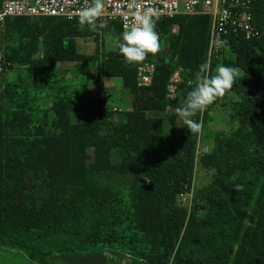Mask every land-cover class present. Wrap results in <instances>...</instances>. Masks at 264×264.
Returning a JSON list of instances; mask_svg holds the SVG:
<instances>
[{"label":"trees","instance_id":"trees-1","mask_svg":"<svg viewBox=\"0 0 264 264\" xmlns=\"http://www.w3.org/2000/svg\"><path fill=\"white\" fill-rule=\"evenodd\" d=\"M253 18L261 36L229 38L232 53L222 63L241 70L227 91L237 96L230 117L236 130L228 141L216 136L212 151L202 156V166L217 174L194 190L189 209L178 196L193 179L198 134L186 126L164 128V119L174 127L178 117L167 112L175 103L165 94L175 67L192 75L206 62L207 16L154 18L156 32L178 27L172 43L176 61L157 60L146 86L137 85L134 66L119 46L103 53V77L119 78L131 97V110L118 121L83 90L56 97L50 121L25 91L22 99L17 91L3 94L10 109L0 105V246L37 264L109 247L129 255L133 264H264V0H255ZM115 24L119 45L123 30ZM94 32L81 30L78 18L7 19L5 55L27 66V77L41 88L54 78L57 63L97 61L101 54L80 55L75 44ZM41 51L42 58L34 59ZM194 86L185 88L177 107ZM155 111L163 116L148 115ZM192 118L198 122L199 112ZM236 184L243 190L235 191Z\"/></svg>","mask_w":264,"mask_h":264},{"label":"rangeland","instance_id":"rangeland-1","mask_svg":"<svg viewBox=\"0 0 264 264\" xmlns=\"http://www.w3.org/2000/svg\"><path fill=\"white\" fill-rule=\"evenodd\" d=\"M172 19V18H171ZM36 20V19H32ZM47 19H37L36 23L41 24ZM99 23V21H98ZM106 27L94 32V35L88 37H81L75 40L77 52L80 55L91 56L101 54L97 58V61L87 64L76 62H61L55 65L54 78L46 83L43 87L39 88L37 81L34 78H28L26 74L27 66H16L13 71L0 77V105L6 111L10 109V99L2 97L3 94L17 91L20 92L18 96L22 99V93L25 91L34 102L31 106L41 112H46L48 121L53 118V114L50 111L52 103L56 97L67 95L74 89L85 93L84 96H88L92 99H100L103 102L105 110H110L113 113V119L118 121L121 116L119 114H125L126 109L130 107L131 97L127 91L121 86V80L119 78H105L103 77L104 71H102V65H104L105 59L103 53H113L118 50V43L116 39L117 25L115 22H104ZM178 27L176 25L163 26L161 30L157 31L160 40V48L157 54L152 55L151 59L147 63L133 64L134 75L136 82L148 81L153 73L154 63L157 60H163L167 63H174L176 61V55L172 49V43L178 36ZM123 33V31H122ZM17 40V39H15ZM101 51V52H100ZM232 53V52H231ZM229 51L222 55L221 60L217 62L214 67H211L210 74H215V69L218 65H222L227 59H230ZM42 58V51L38 52L34 59ZM231 59L235 61V56L231 55ZM207 62V60H206ZM107 65V64H106ZM103 72V74H102ZM199 72L190 74L188 70L182 67H175L174 73L171 75L169 84L166 87V96L173 105L167 108V112L173 114L174 109L179 105L181 96L183 95L185 88L191 84L197 83V77ZM149 83V82H148ZM147 83V84H148ZM18 86L17 90H6L8 85ZM237 101V96L233 92H226L222 97H218L207 109L203 112H199L198 122L202 125L201 132L198 133L196 139V146L193 159V179L189 186L186 185L182 194L178 196V201L183 207L190 208L192 196L194 190H199L210 184L214 176L217 174L215 168H205L201 164V158L203 155L209 154L213 147L216 136L227 140V136L236 130V124L231 122V113L233 112L234 105ZM172 107V108H171ZM115 109V110H114ZM148 115L163 116L160 112H149ZM248 117V115L246 114ZM195 120V118H192ZM182 119L178 116L176 124L171 127L166 119H164L165 129H179L184 128ZM116 160V159H114ZM142 184H147L145 179H141ZM117 247H109L104 249L103 252H110L114 255L115 259L121 256V252L116 250ZM69 256V257H68ZM62 256H60L61 258ZM65 260H68L70 264L73 261L79 262V259L75 255H64ZM68 257V258H67ZM83 257V256H82ZM59 258V259H60ZM52 259V258H51Z\"/></svg>","mask_w":264,"mask_h":264},{"label":"built area","instance_id":"built-area-1","mask_svg":"<svg viewBox=\"0 0 264 264\" xmlns=\"http://www.w3.org/2000/svg\"><path fill=\"white\" fill-rule=\"evenodd\" d=\"M255 0H104L103 22L118 23L123 31L136 20L137 10L151 8L153 18L170 19L178 15L208 17L209 31L206 60L210 64L229 50V38L251 40L261 36L262 29L253 18ZM84 0H1L0 4V77L14 70L15 63L5 55V22L16 17L78 18ZM150 83L143 80L139 86ZM148 83V84H147ZM115 110V109H114Z\"/></svg>","mask_w":264,"mask_h":264},{"label":"clouds","instance_id":"clouds-1","mask_svg":"<svg viewBox=\"0 0 264 264\" xmlns=\"http://www.w3.org/2000/svg\"><path fill=\"white\" fill-rule=\"evenodd\" d=\"M104 0H84L83 6L78 10V24L83 30L87 26L89 31H98L106 27L100 19L104 14ZM155 13L151 8L146 11L135 13V23L122 33L119 42V51L128 64H139L149 54L158 53L160 37L155 30ZM99 21V23H98ZM211 67L208 62L200 65V75L193 89L188 92L183 104L174 109L175 113L182 119L183 124L192 134L201 132L202 125L192 117L198 112H203L218 97L229 91L240 75L238 67L218 65L215 74H210ZM235 191H242L243 185L236 184Z\"/></svg>","mask_w":264,"mask_h":264},{"label":"crops","instance_id":"crops-1","mask_svg":"<svg viewBox=\"0 0 264 264\" xmlns=\"http://www.w3.org/2000/svg\"><path fill=\"white\" fill-rule=\"evenodd\" d=\"M129 105L130 107L126 109L127 111L131 110V104ZM64 255L51 256L52 258L51 260L58 264H70L68 260H65L66 258L63 257ZM72 255L79 256L76 257L78 259L80 258L78 263L73 261L72 264H133L132 258L127 254H121V256L116 259L114 255L111 254L110 252L72 254ZM60 256L62 257L60 258ZM0 264H37V263L27 258L26 255L19 250L0 246Z\"/></svg>","mask_w":264,"mask_h":264}]
</instances>
